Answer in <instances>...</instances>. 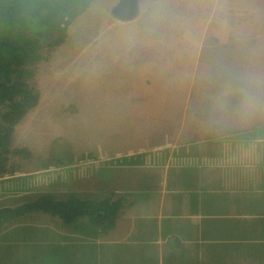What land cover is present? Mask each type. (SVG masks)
<instances>
[{
  "label": "rangeland",
  "instance_id": "1",
  "mask_svg": "<svg viewBox=\"0 0 264 264\" xmlns=\"http://www.w3.org/2000/svg\"><path fill=\"white\" fill-rule=\"evenodd\" d=\"M129 1L133 17L114 14ZM52 42L28 82L39 103L12 136L34 158L99 167L264 136V0H91Z\"/></svg>",
  "mask_w": 264,
  "mask_h": 264
},
{
  "label": "crops",
  "instance_id": "2",
  "mask_svg": "<svg viewBox=\"0 0 264 264\" xmlns=\"http://www.w3.org/2000/svg\"><path fill=\"white\" fill-rule=\"evenodd\" d=\"M249 135L99 167L20 159L0 177V210L44 195L121 203L107 231L40 211L1 215L0 264H264V136Z\"/></svg>",
  "mask_w": 264,
  "mask_h": 264
},
{
  "label": "trees",
  "instance_id": "3",
  "mask_svg": "<svg viewBox=\"0 0 264 264\" xmlns=\"http://www.w3.org/2000/svg\"><path fill=\"white\" fill-rule=\"evenodd\" d=\"M90 1L0 0V177L17 173V163L33 157L28 149L12 147L15 127L39 103V95L28 83L34 77L31 68L44 59L46 39L53 40L47 46L51 49L64 42L69 27ZM120 203L112 196L84 201L44 195L16 209L0 210V216L40 211L67 223L86 218L107 231L116 221Z\"/></svg>",
  "mask_w": 264,
  "mask_h": 264
},
{
  "label": "water",
  "instance_id": "4",
  "mask_svg": "<svg viewBox=\"0 0 264 264\" xmlns=\"http://www.w3.org/2000/svg\"><path fill=\"white\" fill-rule=\"evenodd\" d=\"M117 7L116 11L113 12L114 14L116 13L118 17L131 18L136 13V5L132 1L122 2Z\"/></svg>",
  "mask_w": 264,
  "mask_h": 264
}]
</instances>
